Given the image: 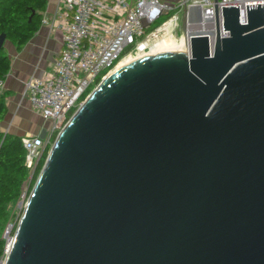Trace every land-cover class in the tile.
Listing matches in <instances>:
<instances>
[{"label": "water", "instance_id": "water-1", "mask_svg": "<svg viewBox=\"0 0 264 264\" xmlns=\"http://www.w3.org/2000/svg\"><path fill=\"white\" fill-rule=\"evenodd\" d=\"M246 6L247 22L222 6L229 35L217 29L212 56L206 35L189 55L183 25L179 46L98 84L56 137L3 264H264V5Z\"/></svg>", "mask_w": 264, "mask_h": 264}, {"label": "built area", "instance_id": "built-area-1", "mask_svg": "<svg viewBox=\"0 0 264 264\" xmlns=\"http://www.w3.org/2000/svg\"><path fill=\"white\" fill-rule=\"evenodd\" d=\"M261 2L264 5V0H59L56 24L62 31V49L51 70L26 82L32 108L48 121L45 137H23L30 178L74 112L121 59L147 52L164 35L184 32L183 25L189 55L191 37L206 35L212 56L217 29L221 37L229 35L222 6L239 5L241 22H247L246 4ZM3 83L0 79V90ZM14 230V224L7 225L0 264Z\"/></svg>", "mask_w": 264, "mask_h": 264}, {"label": "trees", "instance_id": "trees-1", "mask_svg": "<svg viewBox=\"0 0 264 264\" xmlns=\"http://www.w3.org/2000/svg\"><path fill=\"white\" fill-rule=\"evenodd\" d=\"M47 2V0H0V34L5 33L7 40L15 43L17 48H22L39 30L42 24L41 12L45 10ZM10 67V57L3 46L0 48V79H5ZM99 80L100 78L97 82ZM7 112L5 94L0 90V123L5 119ZM48 153L49 148L38 162L31 178V189L46 162ZM30 175L31 169L27 165V151L23 137L2 130L0 132V259L5 255L6 239L2 234L9 219L8 207L20 197Z\"/></svg>", "mask_w": 264, "mask_h": 264}, {"label": "crops", "instance_id": "crops-1", "mask_svg": "<svg viewBox=\"0 0 264 264\" xmlns=\"http://www.w3.org/2000/svg\"><path fill=\"white\" fill-rule=\"evenodd\" d=\"M47 1L41 12L42 20L47 19V22H42L22 48H17L10 40L4 42L11 67L1 89L8 107L1 129L22 137L37 135L48 125V121L32 108L26 82L33 74L42 75L51 70L62 49V31L56 24L59 0Z\"/></svg>", "mask_w": 264, "mask_h": 264}, {"label": "rangeland", "instance_id": "rangeland-1", "mask_svg": "<svg viewBox=\"0 0 264 264\" xmlns=\"http://www.w3.org/2000/svg\"><path fill=\"white\" fill-rule=\"evenodd\" d=\"M193 32H196V31H193ZM182 33V30H178L174 36H177V37H180V34ZM173 36V35H172ZM37 180V179H36ZM30 182H31V178L29 179V181L25 182L24 186H23V190H22V193L20 195V197L12 202L9 207H8V210H9V219L7 221V223L5 224V227L3 229V236L6 237V234L4 233L5 230H6V227L7 225L9 224H14L16 225L19 218L21 217V215L23 214V211L25 209V206H26V203L28 201V198L30 196V193L36 183H34L32 189L30 188Z\"/></svg>", "mask_w": 264, "mask_h": 264}, {"label": "bare ground", "instance_id": "bare-ground-1", "mask_svg": "<svg viewBox=\"0 0 264 264\" xmlns=\"http://www.w3.org/2000/svg\"><path fill=\"white\" fill-rule=\"evenodd\" d=\"M179 42H180V37H177V36H172V35H164L162 38H160L156 44L150 49L148 50L147 52H144V53H140L138 55H130V56H127L123 59H121L117 65L115 66V68L110 72H115L116 70L119 69V67L127 60L129 59H132V58H135V57H138V56H142V55H145V54H148V53H151V52H154V51H159V50H163V49H168V48H172V47H177L179 46ZM187 42H188V39H187Z\"/></svg>", "mask_w": 264, "mask_h": 264}]
</instances>
